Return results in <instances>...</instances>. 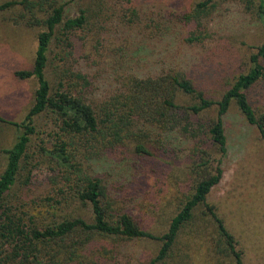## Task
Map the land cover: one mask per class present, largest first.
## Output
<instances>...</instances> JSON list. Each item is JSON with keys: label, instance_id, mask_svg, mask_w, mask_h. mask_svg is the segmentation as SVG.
I'll return each instance as SVG.
<instances>
[{"label": "rangeland", "instance_id": "1", "mask_svg": "<svg viewBox=\"0 0 264 264\" xmlns=\"http://www.w3.org/2000/svg\"><path fill=\"white\" fill-rule=\"evenodd\" d=\"M47 1L64 5L66 18L78 16L83 9L92 16L86 27L73 33L71 43L53 39L47 72L52 84L73 70L87 74L90 84L84 91L94 104L122 91L125 77L131 74H185L207 96L219 99L239 74L249 70L250 55L264 42V26L255 11L247 9L245 0H215L201 20L202 29L195 30L200 39L194 42L188 37L195 23L182 17L205 0ZM132 10L139 14L135 24L127 21L130 16L135 18ZM24 12L21 6L0 12V116L18 122L35 102L38 81L35 77L19 78L16 71L33 67L38 35L45 30L42 24H30L22 16ZM249 96L255 107H264V83ZM181 98L183 102L195 101L190 95ZM216 115L212 108L200 116L206 121ZM35 125L37 133L32 135L4 204L26 224L44 228L72 214V208L62 207L72 201L75 192L62 179L64 171L43 151V147L51 149L56 140L51 116H38ZM225 127L229 150L222 161L224 174L208 201L235 235L244 263L264 264V143L257 127L246 120L235 102L225 117ZM20 132V128L0 122V175L7 163L3 149L11 147ZM166 138L174 142L173 150L163 148L164 152L151 146L149 154H140L133 146L121 144L88 161L92 173L107 185L114 205L129 211L142 227L157 235L167 230L178 204L200 177L188 171L194 161L201 162L204 155L214 169L221 158L211 140L197 152L193 150L196 143L183 135ZM63 198L68 200L59 207L57 201ZM79 205L78 213L91 219L90 206ZM204 209H197L196 223L186 227L176 257L166 264H235L231 257L216 253L219 234ZM196 227L200 237L190 243V233ZM97 245L103 254L99 264H147L160 249L159 240L145 238L108 237Z\"/></svg>", "mask_w": 264, "mask_h": 264}, {"label": "trees", "instance_id": "2", "mask_svg": "<svg viewBox=\"0 0 264 264\" xmlns=\"http://www.w3.org/2000/svg\"><path fill=\"white\" fill-rule=\"evenodd\" d=\"M214 4L215 0L199 2L192 13L182 17L188 23H195L189 41L200 39L195 30L202 29L201 20ZM245 4L247 9L255 11L264 26V0H245ZM19 6L25 10L22 16L30 24H42L45 30L38 35L33 67L16 71L19 78L35 77L38 81L33 106L21 122L0 116V122L21 129L14 144L3 149L7 163L0 175V264H99L103 254L97 242L108 237L159 240V252L147 264H166L176 257L177 244L186 227L196 223L200 206L216 225L219 234L214 246L216 253L231 257L235 264H245L235 235L208 201V195L224 174L222 161L229 150L225 117L232 102L246 120L257 127L264 143V107H255L249 96L252 89L264 83V42L250 55L249 70L239 74L219 99L207 96L185 74L147 77L131 74L125 77L122 91L94 104L87 100L84 91L90 84L87 74L73 70L69 75H60L52 84L47 72L53 39L71 43L73 33L90 23L92 16L88 10L66 18L64 5L55 1L6 0L0 2V12ZM45 7L51 10L44 12ZM132 13L135 18L130 16L129 24L139 20L137 11L132 10ZM152 22L160 27V23ZM182 95L193 96L195 101L183 102ZM212 108L216 109V117L203 120L200 115ZM46 113L55 125L56 140L51 149L43 147V151L64 171L61 177L75 193L70 197L72 201L62 207L72 208V214L39 228L17 217L5 206L4 200L17 181L32 135L37 133L35 119ZM173 134L193 140L196 143L193 150L197 152L211 140L218 146L221 158L214 169L209 165V157L203 155L201 162L194 161L188 171L200 177L178 204L167 230L157 235L142 227L129 211L114 205L107 185L92 173L88 161L121 144L133 146L140 154H149L151 146L173 150L174 142L166 138ZM203 153L209 156L207 151ZM64 200L68 198L57 201V205L62 206ZM79 203L90 206L91 219L78 213ZM200 234L196 227L190 233L189 242L195 243Z\"/></svg>", "mask_w": 264, "mask_h": 264}]
</instances>
